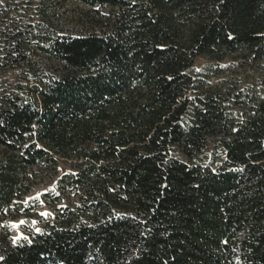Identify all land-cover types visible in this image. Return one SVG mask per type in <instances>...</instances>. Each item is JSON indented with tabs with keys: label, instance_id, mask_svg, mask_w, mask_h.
<instances>
[{
	"label": "trees",
	"instance_id": "1",
	"mask_svg": "<svg viewBox=\"0 0 264 264\" xmlns=\"http://www.w3.org/2000/svg\"><path fill=\"white\" fill-rule=\"evenodd\" d=\"M74 1L0 9V264H264V0Z\"/></svg>",
	"mask_w": 264,
	"mask_h": 264
},
{
	"label": "rangeland",
	"instance_id": "2",
	"mask_svg": "<svg viewBox=\"0 0 264 264\" xmlns=\"http://www.w3.org/2000/svg\"><path fill=\"white\" fill-rule=\"evenodd\" d=\"M14 2H18V8L21 12H25V9H30L29 12H27L28 15L33 11L32 8H29L28 6L32 4V7H35L36 0L31 3L32 0H29V2H25L28 0H13ZM57 3H61V8H59L58 12L63 13L62 17L59 20V23L64 27V29H67L72 32H85L87 30L92 29L91 26V16L92 14H86L85 12H88V9L80 4H77L74 0H58ZM0 9L8 8V4H5L3 0L0 1ZM26 6V7H25ZM103 12H108V9H104ZM207 63H213L208 57H199L195 60L194 64V72L201 71H210V73L216 72V64H212L211 69L205 70V66ZM224 67V68H223ZM234 67H237V64H233L230 59H225L221 63V68L223 69H233ZM219 68V69H221ZM212 75V74H210ZM227 75V72L223 74H215L214 76H209L207 78V81H209L212 84L219 85L221 82V79ZM200 78H204L205 75L199 74ZM229 80H237L244 82H241V85L243 83H247L248 81V75L247 74H241L238 72V75L235 77H228ZM250 81V80H249ZM252 81L254 83L257 82V78L253 77ZM251 82V81H250ZM252 83V82H251ZM73 162L71 161H60L58 164V174L55 176H50L45 173L43 170H37L38 177L36 180V184L33 187V190L31 193L26 197L24 203L27 206L29 200L39 198L40 194L43 192H51L55 190V182L57 180L58 175H61L63 173L69 172L72 170ZM39 206L35 210H31L28 214H22L12 221H10V229L12 231V237L14 242H19L20 240L27 238L28 233L30 230H37L40 229L41 224L39 223L40 216L46 217L47 215H41V213H47L51 214L52 209L49 206H46L43 204L41 200L38 201ZM63 204V203H62ZM20 221H24V223H20ZM13 224L18 225V227H12Z\"/></svg>",
	"mask_w": 264,
	"mask_h": 264
},
{
	"label": "snow or ice",
	"instance_id": "3",
	"mask_svg": "<svg viewBox=\"0 0 264 264\" xmlns=\"http://www.w3.org/2000/svg\"><path fill=\"white\" fill-rule=\"evenodd\" d=\"M6 211V210H5ZM41 215H48L47 213H41ZM20 223H24V221H20ZM12 227H18V225L13 224ZM37 231H39V229H37Z\"/></svg>",
	"mask_w": 264,
	"mask_h": 264
}]
</instances>
